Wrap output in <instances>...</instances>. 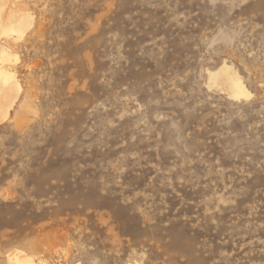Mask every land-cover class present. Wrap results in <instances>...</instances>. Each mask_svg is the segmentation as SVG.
<instances>
[{
	"label": "rangeland",
	"instance_id": "374dc122",
	"mask_svg": "<svg viewBox=\"0 0 264 264\" xmlns=\"http://www.w3.org/2000/svg\"><path fill=\"white\" fill-rule=\"evenodd\" d=\"M26 2L0 264H264V0Z\"/></svg>",
	"mask_w": 264,
	"mask_h": 264
},
{
	"label": "bare ground",
	"instance_id": "6f19581e",
	"mask_svg": "<svg viewBox=\"0 0 264 264\" xmlns=\"http://www.w3.org/2000/svg\"><path fill=\"white\" fill-rule=\"evenodd\" d=\"M26 3V0H0V124L9 118L10 111L20 96L21 88L15 79L14 67L7 64L6 50L19 46L14 35L27 23ZM208 87L218 88L235 100L249 99L253 95L236 68L227 63L208 71ZM11 262L14 264H45L36 263L20 252L12 254Z\"/></svg>",
	"mask_w": 264,
	"mask_h": 264
}]
</instances>
